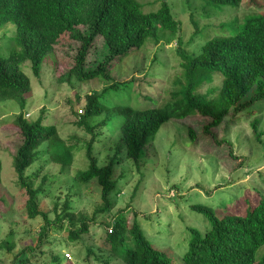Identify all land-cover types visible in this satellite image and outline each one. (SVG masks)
Segmentation results:
<instances>
[{
  "label": "trees",
  "instance_id": "trees-1",
  "mask_svg": "<svg viewBox=\"0 0 264 264\" xmlns=\"http://www.w3.org/2000/svg\"><path fill=\"white\" fill-rule=\"evenodd\" d=\"M204 2L206 11L209 5L219 9L225 6L238 8L242 0ZM250 2H254L257 11L264 10V0ZM163 4L158 11H145L137 0H0V26L9 22L16 26L15 47L7 56L0 54V103L10 99L20 106V112L10 123L15 129L14 167L19 184L15 197L20 196L23 202L15 204L16 208L25 209L29 219L39 217L43 220L38 242L47 238L51 226L66 229L70 239L78 242L91 232L93 225L103 224L107 228L106 242L113 243L111 251L114 253L116 249L114 244L123 245L124 250L119 248L117 251L124 264H174L169 255L157 249L147 238L132 207L133 199L141 193L147 179L144 166L153 167L148 163L153 156L147 159L149 161L142 159L146 145L154 141L162 125L172 118L198 115L205 119L201 124L204 133L215 136L214 129L228 117L233 124L244 112L248 113L247 118L254 117L251 120L253 134L262 142L264 131L260 118L255 116L259 113L255 106L264 104V12L251 14L241 22L237 17L231 20L230 24L235 27L231 34L207 38L201 51L195 55L179 50L182 71L175 77L173 89L168 91L170 96L164 104L153 96L140 93L137 104H129L127 100L112 108L106 105L104 98L111 92L114 97L117 93L130 96L137 85L135 79L126 81L113 75L114 66L140 49L149 38L160 42L167 35L177 34L180 22L172 15L169 5L165 1ZM64 35L66 44L73 41L79 47L75 50L71 67L61 70L57 62V70H61L56 72V68L53 69L59 75L57 83L75 87L97 80V84L89 87L84 95L86 103L82 113L78 110L81 102L78 91L72 101L76 102L73 111L78 116L73 123L83 128L85 134H90V138L69 136L68 139L76 140L74 144H68L61 137L56 124L44 123V115L35 120L27 118L32 82L21 67L29 60L33 75L42 82L44 61L57 44L63 46L61 38ZM99 36L101 39L98 40ZM93 46L96 51L101 46L106 55L95 67L89 68L86 63ZM154 75L151 72L150 76ZM218 79L220 84H216ZM140 98L150 102L145 103ZM42 110L44 112L45 107ZM188 133L195 143L202 135L191 126ZM46 142L48 144L43 148ZM215 142L224 143L226 153L233 156L232 143L227 137L219 142L215 139ZM96 143L102 147L99 153L105 150L102 159L95 152ZM82 150L87 167L78 170L74 180L80 184L95 181L98 185L100 202L93 215L75 210L73 187L64 199L56 197L53 207L48 208L43 199L69 174L75 154ZM42 157L45 158L43 164L31 176H26V170ZM126 162L136 168L140 178L130 192L121 196L119 184L125 188L130 180L121 172ZM47 163L57 165V171ZM2 167L0 159V185ZM118 203L126 205L118 208ZM243 203L247 210L244 215L222 217L217 216L209 205L191 206L210 221L211 228L205 233L196 228L190 230L192 237L183 256L184 264H264V254L260 259L256 258V252L264 246V196L250 193ZM6 208V201L0 198L1 216H8ZM51 213L56 214L53 220ZM99 216L110 219L98 222ZM17 223V219L9 221V236L1 240L8 250L13 247ZM35 248L36 243L29 246L30 251ZM86 249L88 254H96L93 246ZM65 254L53 252L49 263L74 264L73 259H68ZM104 261L111 264L109 261L113 259Z\"/></svg>",
  "mask_w": 264,
  "mask_h": 264
},
{
  "label": "rangeland",
  "instance_id": "rangeland-1",
  "mask_svg": "<svg viewBox=\"0 0 264 264\" xmlns=\"http://www.w3.org/2000/svg\"><path fill=\"white\" fill-rule=\"evenodd\" d=\"M166 1L171 7L172 15L180 22L177 34L167 35L160 42L149 38L140 49L114 66L112 74L119 79L126 81L135 79L137 85L147 83L140 87L135 85L130 96L117 93L114 97V93L111 92L105 96L106 99L104 98L109 107L112 108L127 100L129 104H137L136 98L140 93L153 96L154 99L160 101V104H164L170 96L168 91L173 89L175 77L182 71L179 50L195 55L201 51L207 38L231 34V29L235 28L230 24L231 20L237 17L241 22L251 14L264 12V10L257 11L254 2H250L251 0H242L238 8L225 6L219 9L214 5H209L206 11L203 7L204 0ZM257 1L260 3L262 0ZM137 2L143 10L155 11L161 6L162 0H137ZM15 31L16 26L11 22L0 26L1 55H9L15 47ZM191 38L192 42H190ZM61 44L63 46L60 43L57 44L44 61L42 82L33 75L29 60L21 65L32 82V92L26 108L27 118L35 120L44 115V123L56 124L61 137L68 144H74L76 140L68 139L69 136L90 138V134H85L83 128L73 123L78 116L73 111V105L75 106L76 102L72 101L79 92L81 102L78 110L82 113L86 103L84 95L88 93L89 87L97 84V80H90L75 87L67 83L58 84L56 80L58 73H55L53 69L56 68V72H60L64 68L71 67L73 55L79 47V44L73 41L66 44L65 35L61 38ZM94 50L93 46L88 55L86 64L89 68L95 67L97 62L106 55L101 46L93 53ZM57 62L62 67L60 71L57 70ZM151 72L155 74L153 77L150 76ZM216 74L218 73L213 75ZM220 83L221 80L218 79L216 84ZM140 100L146 101L145 103L150 102L147 99L140 98ZM43 107H45L44 112ZM255 107L259 111L255 116L260 118L264 131V104L259 103ZM19 112L20 106L14 100L8 99L0 103V159L3 164L0 198L6 201L8 213L6 217L0 215V262L4 264H11L13 261V264H54L49 263L53 252L63 254L69 251L73 253L74 264H106L104 259L108 258L113 259L109 261L111 264H124L117 251L119 248L122 249L123 245L114 244L116 249L114 253L111 251L113 243L106 242L107 228L103 224L93 225L91 232L85 234L78 242L70 239L66 229L51 226L47 238L38 242L43 220L39 217L29 219L25 209L16 208L15 204L23 202L20 196L15 197L18 194L19 184L14 167L15 129L10 123ZM246 114L248 113L241 114L238 117L239 120L233 124H230L231 117H228L224 123L214 129L215 136L204 133L201 124L205 119H201L198 115L172 118L162 125L154 141L145 147L142 159L149 161L147 159L153 156V159L148 162L153 167L144 166L147 179L143 188L140 189L141 193L133 199L132 207L135 209L137 221L147 238L157 249L169 255L174 264H184L183 256L189 247L192 228L202 233L211 228L210 221L191 208L193 204L209 205L214 208L219 217L227 214L244 215L247 210L243 202L248 194L264 196V136L262 142L256 139L251 127V120L254 117L247 118ZM190 126L198 134H202L196 143L189 137ZM225 137L232 143L233 156L226 153L224 143L222 145L215 142V139L219 142ZM47 144L48 142L44 143L42 147L45 148ZM95 146V152L102 159L105 150L99 153L102 147L97 143ZM44 160V157L36 160L26 170L25 175L31 176ZM102 162L100 164H104ZM47 165L54 171L58 169L54 163H47ZM86 167L87 159L84 150L77 152L69 167V174L53 186L50 195L43 199L48 208L53 207L56 197L61 196L64 199L73 187L72 200L75 210L82 211L89 216L93 215L94 208L100 202L98 185L95 181L80 184L74 180L76 172ZM119 172L120 169H118ZM121 172H124L130 179L125 188L123 184H119L120 195L123 196L130 192V188L140 178V174L134 166L128 165L127 162ZM120 205L125 206L126 204L118 203L116 207L120 208ZM50 216L52 220L56 218L55 213H51ZM14 219L19 220V223L16 226L15 237L12 239L13 247L8 250L7 245L1 240L8 238L9 221ZM109 219L110 217L99 216L98 222L109 221ZM35 243V250L30 251L29 246ZM88 246H93L96 254H88L86 249ZM133 246H135L134 242ZM263 254L264 246L256 252V258L260 259ZM86 255L87 258H85ZM26 259H28L27 262Z\"/></svg>",
  "mask_w": 264,
  "mask_h": 264
},
{
  "label": "built area",
  "instance_id": "built-area-1",
  "mask_svg": "<svg viewBox=\"0 0 264 264\" xmlns=\"http://www.w3.org/2000/svg\"><path fill=\"white\" fill-rule=\"evenodd\" d=\"M65 256L68 258V259H73V254L71 252H66Z\"/></svg>",
  "mask_w": 264,
  "mask_h": 264
},
{
  "label": "clouds",
  "instance_id": "clouds-1",
  "mask_svg": "<svg viewBox=\"0 0 264 264\" xmlns=\"http://www.w3.org/2000/svg\"><path fill=\"white\" fill-rule=\"evenodd\" d=\"M163 1H165V3L168 4V2H167L166 0H162V2H161V4H160L161 6L164 5V4H163ZM168 5H169V4H168ZM161 6H160V7H161ZM160 7L157 9V11L160 9ZM169 7H170V5H169ZM170 9H171V7H170ZM155 11H156V10H155ZM52 51H53V50H52ZM52 51H51V52H52ZM51 52H50V53H51ZM50 53H49V54H50ZM57 77H59V75H58ZM27 114H28V113H27ZM26 116H27V115H26Z\"/></svg>",
  "mask_w": 264,
  "mask_h": 264
}]
</instances>
